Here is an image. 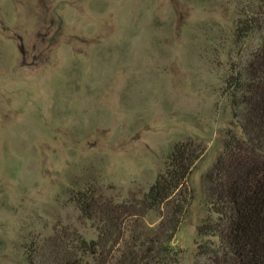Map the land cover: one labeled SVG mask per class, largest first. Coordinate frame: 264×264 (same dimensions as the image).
Segmentation results:
<instances>
[{"label": "rangeland", "instance_id": "rangeland-1", "mask_svg": "<svg viewBox=\"0 0 264 264\" xmlns=\"http://www.w3.org/2000/svg\"><path fill=\"white\" fill-rule=\"evenodd\" d=\"M260 15V0H0V264H32L55 227L95 237L76 191L140 196L185 141L201 155L172 244L197 264L205 176L233 121L226 80Z\"/></svg>", "mask_w": 264, "mask_h": 264}, {"label": "trees", "instance_id": "trees-1", "mask_svg": "<svg viewBox=\"0 0 264 264\" xmlns=\"http://www.w3.org/2000/svg\"><path fill=\"white\" fill-rule=\"evenodd\" d=\"M260 14L258 46L226 80L233 121L205 176L207 213L197 227V264H264V0ZM258 21L253 18L239 32H251ZM200 155L192 142L176 143L155 181L127 200L116 201L94 187L77 190L78 208L96 236L55 227L41 244L33 242L29 262L182 264L183 250L172 241L187 213L183 191Z\"/></svg>", "mask_w": 264, "mask_h": 264}]
</instances>
